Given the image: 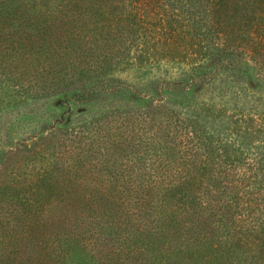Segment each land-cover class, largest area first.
Wrapping results in <instances>:
<instances>
[{
  "label": "trees",
  "instance_id": "16d2710c",
  "mask_svg": "<svg viewBox=\"0 0 264 264\" xmlns=\"http://www.w3.org/2000/svg\"><path fill=\"white\" fill-rule=\"evenodd\" d=\"M16 3L0 0V84L16 97H57L68 113L109 92L91 81L122 66L169 64L178 77L153 82L145 112L52 122L45 168L12 175L0 264H264V148L229 146L168 107L222 75L250 87L264 0H47L34 22L9 13Z\"/></svg>",
  "mask_w": 264,
  "mask_h": 264
},
{
  "label": "rangeland",
  "instance_id": "374dc122",
  "mask_svg": "<svg viewBox=\"0 0 264 264\" xmlns=\"http://www.w3.org/2000/svg\"><path fill=\"white\" fill-rule=\"evenodd\" d=\"M16 2L10 6L9 13L34 22V18L39 17L40 11L44 10L43 3L47 0ZM54 3L51 1L52 5ZM250 63L253 76L250 87L246 86L248 79L245 81L241 73L231 76L230 81L226 75H222L212 88L202 92L194 89L186 97L181 96L179 100L182 104L171 101L169 109L182 114L188 121L212 124L215 134L227 141L229 146L264 148V81L254 82L258 78L264 80V51L256 52ZM138 67V64L133 67L122 66L119 71L92 79L91 82L98 88L105 81L109 92H101L90 102L73 106L68 113L60 106L57 97L19 98L12 92V82L1 80L0 252L3 255L12 257V196L18 190L12 187V175L16 172L35 175L45 168L47 152H44L42 140L52 129V122L62 113L67 114L65 124L76 127L99 120L116 109L119 112L128 110L133 114L145 112L157 105L158 95L152 91L156 88L153 82L161 84L178 77L177 71L169 64H163L161 68L146 66L142 71H138ZM122 82L135 85L140 94L127 91L118 93L115 87ZM120 95L121 99L118 98ZM144 95L149 96L151 104L141 99ZM20 189L23 190V187ZM75 263L87 264L88 259L84 255L75 254Z\"/></svg>",
  "mask_w": 264,
  "mask_h": 264
}]
</instances>
